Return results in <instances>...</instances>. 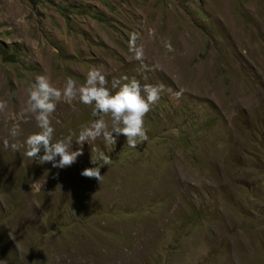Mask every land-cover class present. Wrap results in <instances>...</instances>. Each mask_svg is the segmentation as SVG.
<instances>
[{
    "label": "rangeland",
    "instance_id": "1",
    "mask_svg": "<svg viewBox=\"0 0 264 264\" xmlns=\"http://www.w3.org/2000/svg\"><path fill=\"white\" fill-rule=\"evenodd\" d=\"M93 68L183 95L162 93L137 148L120 135L65 169L29 159V87ZM0 101V264H264V0H0ZM51 119L76 150L96 117L77 99ZM98 152L101 182L81 176Z\"/></svg>",
    "mask_w": 264,
    "mask_h": 264
},
{
    "label": "clouds",
    "instance_id": "2",
    "mask_svg": "<svg viewBox=\"0 0 264 264\" xmlns=\"http://www.w3.org/2000/svg\"><path fill=\"white\" fill-rule=\"evenodd\" d=\"M136 38L133 34L130 44L134 58L140 62L142 70H153L144 63V49L143 46L136 45ZM108 85L109 80L105 74L96 68L88 71L84 85L77 86L76 81L69 78L62 89L53 86L47 75L38 76L28 89L26 111L34 116L40 131L27 137L24 154L29 159L38 160L41 165L51 163L54 168L65 169L73 166L84 155L83 146L86 143L100 138L106 146L115 145L116 137L123 135L126 137L127 147L137 148L149 140L145 128L146 117L159 104L162 93L168 92L177 100L183 95V89L173 92L164 84L142 85L136 78L129 79L127 76L122 80L113 78L111 88ZM77 99L92 108V115L96 119L89 126L82 127L76 138L79 148L73 150L71 136L53 139L55 129L51 118L60 102L72 103ZM6 107V103L0 101V112ZM105 117H110V124ZM10 135L13 138L19 135V125L12 126ZM3 146L6 149L11 147L13 151L22 147L17 143L10 144L7 139L3 141ZM101 162L106 166L111 159L104 152L91 155L90 163L95 167L84 169L81 176L101 182Z\"/></svg>",
    "mask_w": 264,
    "mask_h": 264
}]
</instances>
